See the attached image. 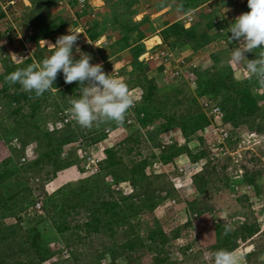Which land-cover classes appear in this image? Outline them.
Returning <instances> with one entry per match:
<instances>
[{
    "label": "rangeland",
    "instance_id": "obj_1",
    "mask_svg": "<svg viewBox=\"0 0 264 264\" xmlns=\"http://www.w3.org/2000/svg\"><path fill=\"white\" fill-rule=\"evenodd\" d=\"M17 1L15 7H9V0H0V75L4 72V59L22 63L28 58H33V64L39 65L42 60L35 54H40V49L43 50L44 57H49L51 50L47 49V46H39V43L32 40L34 35L40 33L42 27H49L54 43L59 36L69 34V29L80 32L76 47L80 52L91 55V64L104 63L103 66L109 72L112 71V65H114L118 72L115 78L123 81L129 78L128 73L132 71V65H129L132 62V55H127V60L118 54L110 57L108 61L103 59V54L106 56V53L110 52V45L119 38L118 31H112L111 36H108V33L102 35L95 43L88 39L92 21H101L104 17L110 16L111 10L108 7L110 4L106 5L107 10L101 12L102 14H99L94 8H87L88 13L82 15L85 13L84 8L80 9L78 5L71 7L69 0H34V4L32 0ZM118 1L111 0L110 3ZM243 1L226 0L214 7H209V5L205 7L203 4L198 11L194 12L193 16L196 21L199 13L203 15H201L202 17L208 16L206 12H209L210 15L222 13L229 17L230 21L232 20L230 27L239 15L250 11L247 2L241 4ZM210 15L202 18L204 24L210 22L212 19ZM184 17L185 15L182 20ZM59 18L62 19V22L57 20ZM60 24H64V27L62 26L63 29L59 28L60 31H57V26L59 27ZM14 25L20 33L19 39L14 37L15 32L11 31ZM227 32L229 39L231 33ZM199 33L202 31L199 30ZM208 35L213 36V40L196 51L192 47L191 51L188 48L187 50H183V48L175 50L173 54L176 62L180 63L181 60H184L185 65H195V68H199L203 73L209 71L215 76V79H221L223 83L229 85L230 78L234 82L249 79L250 75L245 70L243 63L236 65L229 62L232 50L238 46L237 42L230 41L226 46L221 43V35L215 38L213 31ZM26 49L31 51L30 54H23ZM215 52L218 53L217 61L212 57ZM158 54L160 56L161 52ZM158 54L156 53L157 61L168 67L167 74H164L163 79L159 76V81H156L152 75L150 78L151 69L144 60H141L143 55L140 60L143 61L145 68L149 67L148 76L155 81L156 86L160 89V97L164 99L166 88L175 85L177 88L181 86V83H185L180 87V91L173 92L174 90H172L173 98L178 104L175 102L176 106L174 107L169 105V114L186 113L192 98L196 100L202 111L204 110V101H212L213 104L218 105V101H214V98L197 94V86L193 83L194 76L191 77V73L185 71L187 68L183 70L184 75L181 82L170 79V72L175 66L172 67L171 63H166ZM73 55L75 59H79L75 48ZM247 58L249 59V57ZM123 69L128 71L126 75H122ZM61 74L62 72L58 73L55 81H59L58 84L61 83L59 80ZM109 74L111 75V73ZM61 85L60 90L63 93L66 92L65 85ZM130 91L140 102L143 90L136 87ZM253 91L261 109L253 116H239L236 122L223 119L219 123V127L229 133L227 139L221 140L213 135L209 128L211 122L205 128L198 130L189 142L184 141L182 131L178 127L167 136L160 138V141L167 140L170 143L187 145L188 150L193 154L206 151L207 155L200 160L193 162L191 156L183 154L174 163L163 165L159 159L158 151L153 150L157 160L146 172L162 175V179H152L151 184L146 180L134 183L126 181L118 184L112 177H106L105 181L111 185L110 189L113 191L115 199H119L121 196H135L134 203L142 210L141 212L136 210L135 213L131 211L125 220L110 224L105 221L107 217L104 218L102 215L103 224L97 232H89V229L78 227V224H82L87 219L89 212L84 206L90 204L89 200L80 201L81 204L78 206L75 202L73 206V202L66 199L67 195L69 196L68 193L73 196L78 193L76 191L80 188L85 190L86 199L91 198L92 201L97 199L101 201L112 197L111 190H107L105 185H102V177L94 178L86 172L84 168L85 153L88 152L101 158L102 161H106V151L114 149L118 152V159L122 160L123 166L131 171L136 164L133 162L135 161L132 154L133 146L129 143L126 144L125 141L137 130L142 133V136H146V130L124 122L122 124L102 123L99 127L94 125L91 129H86L71 119L69 124L62 125L60 124V113L70 107L69 100L73 96L75 98V95L70 92L61 96L60 92L53 88L39 97L45 100H41L43 102H41L37 118L34 121L30 119L27 123H20V127L16 123L18 120L10 113V110L3 111V106L0 104V117H3V122L11 129L12 133L11 140H8L6 136H0V165L4 161L3 157L6 156L11 157L16 166L19 159L22 160V158H26L29 163L36 161L41 154L49 151V139L44 134L47 131L55 134L56 131L63 132L69 127L79 137L75 141L65 144L61 153L58 154L62 160L68 159L71 162L70 166H58L43 156L44 162L40 166L30 169L31 171L27 173L20 171L19 167L13 176L0 185V191L5 195H14L22 191L17 197L6 203L7 207H0V231L3 233L0 237V264H34L39 262L37 253L33 251V248L29 249L30 245H28L25 246L28 247V252H24L23 255L26 258H22L24 260L20 263V227L15 228L17 235L5 238L10 232L9 226L19 224H17L18 217L13 215L14 210L20 208V203H28L32 197L34 199L41 197V200L37 202L41 203L48 212L43 211L44 209L38 211L31 207L23 211L21 213L22 230L27 232L29 229H38L44 236L47 235L48 249L57 253L52 258L47 257L43 264H157L158 258L167 259L166 264H212L211 254L219 250L216 248L219 243L218 227L225 228L226 226H230L229 232L236 233L234 240L237 241V244L231 251L240 257V264H264V85L254 87ZM76 93L79 97L80 90L78 89ZM221 99L222 96L219 97L220 101ZM57 103L60 104V109L54 117ZM225 106L231 108L232 102H227ZM27 111L26 107L24 112ZM20 129L23 137L26 135L33 140L27 145L25 155L18 158L13 156L10 150L13 147L20 148ZM15 130H18L17 135L13 134ZM101 130H105L106 138L90 144V140L96 137ZM80 140L83 141L81 146H79ZM214 143L224 146V151L220 152L216 149L217 147H213ZM40 144L42 148L39 147ZM8 146L11 148L10 150ZM196 175H201L204 181H194ZM253 180L254 184L251 183ZM198 185H203L205 193L200 192ZM31 188L33 193L29 192ZM168 191H171L170 196L166 195ZM84 196L82 195L81 200L85 199ZM149 196L155 197L156 201L157 198H164V200L150 210V206L144 207V202L141 201ZM189 203L207 205L210 210L200 215L189 210ZM130 205L131 202H128L129 207ZM9 208L13 209L12 212L8 210ZM64 221H68L72 228L65 233H60L57 231V225ZM131 224L137 226L136 232L139 233V239L145 243L149 240L148 236L151 231L163 230L166 233L165 244L159 248L163 249L162 257L158 251L151 250L146 244L145 247H141L144 251L140 249L144 254L140 253L137 257L124 254L127 251H123L120 247L128 239L135 240L136 237V233H132L130 230ZM251 226L256 229L255 233L252 236L246 234L245 239L240 238L243 228ZM221 235L224 236L225 233Z\"/></svg>",
    "mask_w": 264,
    "mask_h": 264
},
{
    "label": "trees",
    "instance_id": "obj_2",
    "mask_svg": "<svg viewBox=\"0 0 264 264\" xmlns=\"http://www.w3.org/2000/svg\"><path fill=\"white\" fill-rule=\"evenodd\" d=\"M71 3V7L79 6L78 0H69ZM180 2H184V10L185 12L189 13L192 11H195L199 7L205 5L207 3V0H179ZM34 0H32V3ZM88 2V0H87ZM107 4H110L108 7L111 10V14L108 17H104L103 20H93L91 27L88 31V39L90 42H97L102 35L108 33V36H111V32L118 31L119 38L110 45L108 53H106V56L103 54L104 61H108L110 57L117 55L121 53L122 51H125L127 49H130L132 46L136 45V47L131 48L132 52V62H130L129 65H132V71L128 73L127 70L123 69L122 75H126L128 73L129 78L126 80L124 79V82L128 85L129 91L132 89H135L136 87H139L143 90L142 99L140 102L139 100L135 103L134 108V114L141 125V127L146 130V136H142V133L140 131H135L125 142L126 144L129 143L133 146V155L135 162V168L133 170H129V168L124 167L123 162L121 159H118V152H116L114 149H109L106 151L107 160L102 161L100 164V172L96 175H93L94 178L102 177V185H105V188L107 190H111V185L108 184L105 181V178L110 176L114 179V181L118 184L126 181H130L132 183L136 181H142L146 180L151 184L150 181L152 179H162V175H153L150 173H147L146 170L149 167H152V165L155 163L154 161L157 160V156L154 153L153 150L158 151L159 159L161 160L163 165H170L171 163H174V161L181 155L187 154L192 157L193 162H196L200 160L202 157L207 155L206 151H202L199 154H193L188 150L187 145L182 146L179 143H170L167 140L160 141V138L167 136L170 134L174 129L177 127L182 131V135L184 137L185 142H189L191 137H193L196 132L200 129L205 128L209 123L211 122V118L207 116V113L205 110H201L199 105L197 104L196 100L194 98L190 99V106L186 109V113L175 115V114H169V105L171 107L176 106L177 103L176 100L173 98V92L180 91V87L184 85L181 83V86H178L176 88L175 86H171L169 88H166V93H164V99L160 97V89L156 86L155 81L150 79L148 76V68L144 67L143 61L140 60V57L142 56V49L145 47V45L142 43V41L146 38V33L141 29L143 26V22H137L134 18L138 14L140 6H141V0H119L118 2H111V0L106 1ZM34 4V3H33ZM90 5L87 3L85 8L83 9L85 13L82 15H85L88 13L86 10ZM81 9V8H80ZM81 12H83L81 10ZM208 16L210 15L209 12H206ZM188 15V14H187ZM199 21L193 22L192 26L189 28H186L184 25V21L181 20V22H176L173 25L169 27V29L165 30L164 32V44L167 47L166 49L169 52H174L178 48H183L186 45H190L192 48H194V51L199 49L200 47H203L205 45H208L210 41L213 40V36H209L207 34V31L213 30V35L215 38L219 36L220 34L215 33L216 26L214 24L215 15L212 16V19L209 23L204 24L202 21V18L208 17L207 15L202 17L203 15L200 14ZM198 15V16H199ZM202 15V16H201ZM3 16V14H1ZM81 16V15H80ZM229 19V17H228ZM62 22V19H57ZM195 21V20H194ZM63 25L57 26V31H60L63 29ZM201 27L206 29L207 31H203L202 33L198 32V28ZM228 26L225 27V29L228 30ZM60 28V30H59ZM208 31V32H209ZM227 32V31H226ZM51 31L49 27H42L40 33L34 35L32 37V40L36 43H39L40 40H47L54 43V41L51 39ZM228 35V33H227ZM228 39V38H227ZM228 42L230 40L228 39ZM47 46V45H45ZM169 47V48H168ZM165 50V49H162ZM160 50L159 52H161ZM259 50H254L253 53L247 54V57L249 59H254L258 56ZM40 54H35L40 60L45 59L43 54V50H39ZM50 54L52 52L50 51ZM212 55L214 60H218V53L215 52ZM33 58H28L22 63L20 62H11L10 59H4L5 68L2 75H0V104L3 106V111L7 112L10 110V113H12L15 116V119L18 120L16 123L20 127V123H27L28 120L34 121L38 114L39 110L41 109V101L39 97H36L34 93H27L24 92L19 84H8L5 83V77L16 71L17 69H23L27 66L33 64ZM190 61V60H188ZM42 62V61H41ZM171 66L175 68L178 67L179 62H176L174 58L171 60ZM186 72H190L192 76H194L195 84L197 86V94L200 96L202 95H208L212 98H214V101H218V105L222 108L224 112V120L227 121H233L236 122L237 118L241 115L244 116H253L256 114L261 108L258 103V99L253 91L254 87H260L263 85H260L258 81L251 77L249 79H246L245 81H233L232 78H230V85L227 83H223L221 79H215V76L210 74L209 71L202 72L199 68H195V65H191L188 67ZM106 73V72H105ZM108 74V73H106ZM59 78L60 82H54L53 89L60 92L61 96H65L68 93L72 92V95H75V98H78L77 96V90L79 89V85L77 83L72 84H66L64 82L63 73L60 75ZM228 80V81H229ZM182 81V80H181ZM180 81V82H181ZM185 81V79H184ZM227 82V81H226ZM63 84L66 87V92L63 93V91L60 90V85ZM61 85V86H63ZM52 90V89H50ZM48 90V91H50ZM229 93V94H228ZM222 96L221 101L219 100V97ZM74 98V96H73ZM195 100V101H194ZM176 102V103H175ZM232 102L231 108H226V103ZM178 104V103H177ZM56 113L54 117L56 116L58 110L60 109V104L57 103L56 105ZM27 107L28 111L24 112V109ZM30 124V123H29ZM19 129V128H17ZM7 127V125L3 122V117H0V136H6L8 140L12 139V133ZM73 129L67 128L65 131H56L54 133H44L45 136L49 139L48 146L49 151H47L44 154H41L38 159L32 163L27 162H21V159H19V163H16L12 161L11 157H3L2 165H0V185L5 183L8 178L13 176L17 169L20 167V171H23V173L30 172L32 168H35L36 166H40L43 161V156L49 160L53 161L54 164L62 167H67L71 165V162L68 159H61L60 154L63 146L65 144H68L72 141H75L78 139V135L75 134V132L72 131ZM260 130V129H259ZM57 133V134H56ZM11 134V136H9ZM14 135L18 134V130L13 131ZM8 135V136H7ZM19 136V135H18ZM39 137V135H36ZM59 138H56L58 137ZM105 130H101L99 134L96 137H93L90 140V144L97 143L100 140H103L106 138ZM26 137V138H25ZM25 137L21 134L20 129V148L17 149L16 147H13L12 149L9 148L13 156L21 158L23 155H25V150L27 145L33 140L29 139L26 135ZM203 141V140H201ZM151 143V145H150ZM203 143V142H202ZM42 148V145L40 146ZM155 148V149H154ZM132 155V156H133ZM20 166H19V165ZM129 176V177H128ZM39 180V179H38ZM204 181L202 179L201 175H196L194 177V181ZM248 182H250L248 180ZM254 184V180L251 182ZM37 186V183H35ZM200 192H204L203 185H198ZM38 188V187H36ZM28 190V189H27ZM120 190V189H119ZM22 191L16 193V194H10L5 195L3 192L0 191V207L5 206L7 207L6 203L10 200H13L14 197H17ZM29 192H32V188L29 190ZM77 194H74L73 196L67 195V201L76 202L77 206L80 205V201H86L89 200L90 204L85 205L84 208H86L87 212H89L87 219L84 220L82 224H78L79 228L82 227L85 230L89 229V232H97L100 230L102 224H103V217L105 221H107V224H110L111 222H119L120 220H125L128 217V214L132 211L135 213L141 212V207L138 206L136 203H134V200L136 199L135 196L131 197H123L121 196L119 199L114 198L113 191L111 190V196L109 199H102L92 201L91 198L86 199L87 197L84 196L85 190L82 188L77 189ZM33 193V192H32ZM205 193V192H204ZM122 193L120 192V195ZM82 195L84 196V200L82 199ZM167 196L171 195V191H168ZM8 196V197H7ZM75 196V198H74ZM80 197V198H79ZM155 197L149 196L146 199H141L142 203L144 202V207L148 206L149 209H153L157 204H159L161 201L164 200V198H157L158 200L154 201ZM41 197L39 199L32 197L28 203H20V208L14 210L13 215H16L17 218V224L16 226H9V233L5 238L11 237L13 235H17L16 227H20V240H19V249H20V263L24 260L23 257L24 252L27 253V249L25 246L30 245V248H33V251L37 253L39 259L37 263L34 264H43L48 258H52L55 256V253L52 252L50 249H48V238L47 235L44 236L38 229H29L27 232L22 230V212L26 211L28 208L35 209V204L37 201H40ZM78 200V201H77ZM128 202H131L130 207L128 206ZM146 202V203H145ZM69 204V203H68ZM65 207V205H64ZM128 207V209H127ZM189 210L194 213L198 214H204L209 209V206H201V204L197 203H189L188 204ZM43 211L46 213L48 212L45 207L42 206ZM10 212L13 210L12 208L8 209ZM36 211V210H34ZM139 214V213H138ZM103 215V217H102ZM14 217V216H13ZM2 218V217H1ZM136 225L131 224L130 230L132 233H136L135 240H127L120 248H122L124 254H131L130 257L134 256L137 257L140 255L144 249L141 247H145V244L148 248L154 251H158L160 253V256L162 257L161 253H163V249L161 248L165 243L166 233H164L163 230L159 231H151L148 236V241L145 243L142 241L139 236V233L136 232ZM72 227L67 222H63L60 225H57V231L60 233H65L68 230H70ZM255 228L253 226L251 227H244L241 231V237L242 239H245L247 235L252 236L255 233ZM225 228L218 227V240L219 243L216 246L217 249H225L228 251H231L235 248L237 241L234 240V237L236 236L235 232H228L227 235H224ZM3 233L0 231V237ZM223 234L224 236H222ZM247 234V235H246ZM33 236V237H32ZM142 249V251L140 250ZM140 250V251H139ZM30 253V252H29ZM57 254V253H56ZM144 254V253H141ZM28 256V254H27ZM153 261V258H152ZM167 259H157V264H166Z\"/></svg>",
    "mask_w": 264,
    "mask_h": 264
},
{
    "label": "clouds",
    "instance_id": "obj_3",
    "mask_svg": "<svg viewBox=\"0 0 264 264\" xmlns=\"http://www.w3.org/2000/svg\"><path fill=\"white\" fill-rule=\"evenodd\" d=\"M247 6L249 12L239 15L230 27V23L227 24L229 29L226 31L231 33L229 40L238 44L232 50L229 62L236 65L243 63L247 73L264 85V0H247ZM176 11L186 16L191 14L184 12L183 4ZM216 14L215 18L222 13ZM215 33L218 34L216 29ZM227 33L220 35L227 39ZM79 34L69 29V34L59 36L55 43L40 40L39 46L47 45L52 54L39 65L31 64L8 74L5 83L19 84L24 92L40 97L52 89L58 73L62 72L66 84L75 82L79 85L80 95L69 100L70 107L67 109L71 119L79 126L91 129L94 125L99 127L108 122L122 124L127 112L134 107L128 85L122 79L106 74L102 64L90 63L91 55L80 52L76 47ZM74 48L79 59L74 58ZM254 50H259L258 56L248 59L247 54ZM229 231L230 226H226L225 235ZM211 258L212 264H240V257L234 251L225 249L212 253Z\"/></svg>",
    "mask_w": 264,
    "mask_h": 264
},
{
    "label": "crops",
    "instance_id": "obj_4",
    "mask_svg": "<svg viewBox=\"0 0 264 264\" xmlns=\"http://www.w3.org/2000/svg\"><path fill=\"white\" fill-rule=\"evenodd\" d=\"M222 2H226V0H209L204 6L206 7L209 5V7H214V5L217 6ZM246 2L247 0H244L241 4ZM183 3L184 2H180L179 0H141L139 12L134 18L137 22L142 21L144 23L141 29L145 31L146 38L142 41L145 47L142 49L143 56L141 60H144L145 64L150 66L151 70L149 72V76L151 78L152 75L156 81H159V76H161V79H163V76L165 73L167 74L168 69L166 65H162L159 63V61H157L158 58L156 57V53L158 54L160 50L167 48L164 44V31L169 29V27L174 23L181 22L182 17L185 15L176 11V8ZM88 4L91 6V8L96 9L99 14H102L101 12H106L107 10L106 0H88ZM198 9L189 13L196 12ZM199 16L196 17L198 19L194 22L199 21ZM101 17L103 18L102 15ZM199 30L202 32L207 31L204 28L201 29V27L198 28V32ZM208 31L207 34H210V32L212 33L213 30H210L209 32ZM134 47H136V45L132 46L131 48ZM131 48L122 51L118 55L127 60V55H131ZM187 48L190 50L191 46L186 45L183 47V50H187Z\"/></svg>",
    "mask_w": 264,
    "mask_h": 264
},
{
    "label": "built area",
    "instance_id": "obj_5",
    "mask_svg": "<svg viewBox=\"0 0 264 264\" xmlns=\"http://www.w3.org/2000/svg\"><path fill=\"white\" fill-rule=\"evenodd\" d=\"M17 0H9L8 2V6H13L15 7L17 5ZM80 8L83 9L85 8V6L87 5V0H78ZM5 10V9H4ZM7 14V11H4ZM195 18L193 16V14H188L187 16H185L183 18L184 21V25L185 27H190L192 22H194ZM230 23V19H228L227 16L221 14L219 16H217L214 19V24L216 26V31L218 34L224 35L226 33V29L225 27L227 26V24ZM12 32H15L14 37H16L17 39L20 38V33L17 30V27L14 25L13 29L11 30ZM9 33H11L10 31H8ZM16 35V36H15ZM221 43L223 45L228 44L227 39L225 37H222ZM30 50L26 49L25 51H23L24 55L30 54ZM160 58H162L166 63H170L172 58H174V54L172 52H169L167 49L162 50L161 54H160ZM104 63H102L103 65ZM182 64V65H181ZM185 61L181 60L178 67L174 68L171 72H170V79H172L173 81H180L183 79V75H184V69L190 67L185 65ZM103 71L106 73H111V75L115 78V76H117L118 72L115 69V66L112 65V71H108V69H105V67L103 66ZM110 75V74H109ZM193 77V76H191ZM193 83L195 84V80L193 78ZM129 95L133 98L134 100V107H132L126 114L124 123L133 126V127H138V128H142L141 125L139 124L135 114H134V108H135V103L137 100H139L137 97H135V95H133L132 91H129ZM203 108L205 110V112L207 113V115L209 116V118H211V125L209 128H211V131L213 133L214 136H216L217 138L221 139V140H225L229 137V133L226 130H223L219 127V123L221 121H223L224 119V112L222 110V108L217 105V104H213L212 101H204L203 103ZM61 114V123L62 125H67L70 123L71 121V117L69 116L67 109L64 110ZM217 124V125H216ZM82 140L79 141V146H81L82 144ZM83 146V145H82ZM213 147H217L216 149L219 150L220 152L224 151V146H221L217 143H214L212 145ZM84 147V146H83ZM85 170L88 174L90 175H96L100 172V164L102 162V159L94 156L93 154H90L88 152L85 153ZM27 159L26 158H22V162H25ZM119 190V188H118ZM175 203V201H173ZM36 210L41 211L42 210V205L41 203L37 202L35 204L34 207Z\"/></svg>",
    "mask_w": 264,
    "mask_h": 264
}]
</instances>
